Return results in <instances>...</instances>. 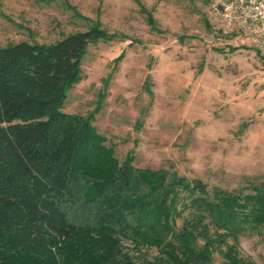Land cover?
Here are the masks:
<instances>
[{
  "label": "trees",
  "instance_id": "obj_1",
  "mask_svg": "<svg viewBox=\"0 0 264 264\" xmlns=\"http://www.w3.org/2000/svg\"><path fill=\"white\" fill-rule=\"evenodd\" d=\"M110 39L94 25L0 45V264H257L239 245L264 228V182L234 192L135 167L93 115L62 111L88 45Z\"/></svg>",
  "mask_w": 264,
  "mask_h": 264
},
{
  "label": "rangeland",
  "instance_id": "obj_2",
  "mask_svg": "<svg viewBox=\"0 0 264 264\" xmlns=\"http://www.w3.org/2000/svg\"><path fill=\"white\" fill-rule=\"evenodd\" d=\"M212 1L0 0V45L98 25L112 39L88 45L62 111L93 115L121 161L248 193L264 182V48L219 22ZM239 247L264 264V228ZM125 248L139 261L158 254Z\"/></svg>",
  "mask_w": 264,
  "mask_h": 264
},
{
  "label": "built area",
  "instance_id": "obj_3",
  "mask_svg": "<svg viewBox=\"0 0 264 264\" xmlns=\"http://www.w3.org/2000/svg\"><path fill=\"white\" fill-rule=\"evenodd\" d=\"M211 10L219 22L254 37L264 48V0H213Z\"/></svg>",
  "mask_w": 264,
  "mask_h": 264
}]
</instances>
